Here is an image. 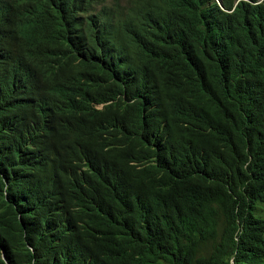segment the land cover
I'll list each match as a JSON object with an SVG mask.
<instances>
[{"label": "trees", "instance_id": "1", "mask_svg": "<svg viewBox=\"0 0 264 264\" xmlns=\"http://www.w3.org/2000/svg\"><path fill=\"white\" fill-rule=\"evenodd\" d=\"M264 0H0V264H264Z\"/></svg>", "mask_w": 264, "mask_h": 264}, {"label": "rangeland", "instance_id": "2", "mask_svg": "<svg viewBox=\"0 0 264 264\" xmlns=\"http://www.w3.org/2000/svg\"><path fill=\"white\" fill-rule=\"evenodd\" d=\"M258 211L257 213L264 217V204L258 203Z\"/></svg>", "mask_w": 264, "mask_h": 264}]
</instances>
